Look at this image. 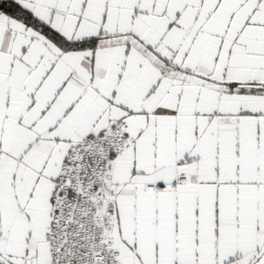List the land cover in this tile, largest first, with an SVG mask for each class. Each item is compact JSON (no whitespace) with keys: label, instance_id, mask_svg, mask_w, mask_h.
<instances>
[{"label":"snow or ice","instance_id":"6c2138e0","mask_svg":"<svg viewBox=\"0 0 264 264\" xmlns=\"http://www.w3.org/2000/svg\"><path fill=\"white\" fill-rule=\"evenodd\" d=\"M0 264H264V0H0Z\"/></svg>","mask_w":264,"mask_h":264}]
</instances>
